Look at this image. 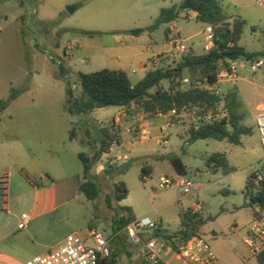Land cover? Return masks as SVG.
I'll return each instance as SVG.
<instances>
[{
    "label": "rangeland",
    "instance_id": "1",
    "mask_svg": "<svg viewBox=\"0 0 264 264\" xmlns=\"http://www.w3.org/2000/svg\"><path fill=\"white\" fill-rule=\"evenodd\" d=\"M179 1L0 0V101L9 100L13 93L16 94L8 108L0 112V264L25 263L53 251L71 234L86 237L90 228L113 237L110 246L111 249L115 247L119 255L118 264L127 263L135 255L143 242L134 243L126 231H123L122 239H117L113 229L120 213L114 190L115 183L121 182L122 177L112 168L118 164L112 162V158H100L94 165L91 175L98 184L100 195L93 202L79 187L85 179L83 164L78 157L66 156L70 163L65 172L55 170L49 162L63 149L62 140L68 142L66 138L70 129L80 142L72 146L68 142L66 148L73 147L92 159L100 148L99 129L110 126V123H98L109 119L114 109L110 107L100 108L83 123L78 120L85 101L79 72L106 69L114 58L113 54L98 53L97 48L115 46L118 39L126 42L132 37L131 31L155 26L162 8L172 7ZM219 1L230 21L235 18L246 21L241 45L251 53L263 52L264 9L257 0ZM70 7H76V10L70 13ZM176 25L189 49L202 53L203 50H195L190 45L194 41H204L202 33L206 27L182 18ZM166 27L167 24H161L135 36L139 38L135 41L138 49H145L149 44H162ZM190 36L193 38L186 41ZM69 55H74L73 61H69ZM165 64H169L167 59L161 60L159 65ZM235 65L239 79L223 83L219 89L227 97V103H235L236 115L241 117L240 125L252 132L242 137L240 145L208 139L186 146L180 155L194 184L203 186L183 197L185 205L181 211H187L193 203L202 206L204 212L200 215V225L210 243L208 237L216 241L215 252L225 255L227 248L233 250L235 258L225 256L226 264H258L257 259L251 258L244 241L256 218V211L241 205L245 204L243 191L249 175L264 164L256 124L264 104V68L255 70L252 61L245 59L236 61ZM137 78L134 76L133 81ZM69 90L72 92L70 105ZM225 107L230 115L232 107ZM132 111L138 113L137 109ZM32 119L49 121V124L44 125L42 132L30 134ZM178 119L184 120L189 134L193 116L184 113ZM15 129L26 133L20 139L10 137ZM170 132L175 140L176 129L172 128ZM177 141L180 144L181 141ZM216 153L226 156L230 167L235 169L232 173L226 175L222 169H208L207 161ZM144 163L152 166L153 173L142 179L141 164ZM208 170L211 172L207 173ZM172 173L170 163L147 159L126 174L131 193L129 202L137 206V215L160 220L169 234L178 228L175 201L179 196L177 189H160L159 183L161 175L173 178ZM36 189H57L63 198L57 200L55 211L50 212L48 227L34 230L36 238L32 239L29 233L34 224L20 229L19 223L34 214ZM147 237L142 236L144 242ZM120 241L124 248L118 245ZM240 255L251 260L243 261Z\"/></svg>",
    "mask_w": 264,
    "mask_h": 264
},
{
    "label": "trees",
    "instance_id": "2",
    "mask_svg": "<svg viewBox=\"0 0 264 264\" xmlns=\"http://www.w3.org/2000/svg\"><path fill=\"white\" fill-rule=\"evenodd\" d=\"M194 11L198 14L197 22L205 27L212 26L214 42L210 50L205 53H197L189 50L176 65L165 64L158 68L150 69L146 76L134 83L127 72L123 70L102 69L95 72H79L82 94L85 98L81 112L92 111L97 108L124 107L137 109L152 117L167 115L175 110L177 116L187 113L193 116V123L189 128L188 143L193 144L199 140L213 139L227 141L234 145H240L244 135L252 131L240 125L241 117L236 115L235 103H226L230 115L227 118L207 123L205 119L212 111L217 109L222 99L207 90L199 83H217L219 71L241 59L254 60L264 56V51L259 53L248 52L241 41L246 27V21L235 18L233 21L226 16L219 0H180L178 4L164 8L156 25L149 29H136L132 35H142L147 30L156 29L161 24L171 23L177 20L183 12ZM239 17V16H238ZM68 105L72 103V92L69 90ZM16 98V94L9 100L0 101V112L8 108L10 102ZM71 108V107H70ZM74 131H72L73 139ZM100 148L92 159L86 153H80L79 159L83 164V176L85 181L80 186L89 201H96L100 195L99 187L91 175V171L97 161L109 154L112 147L119 143V133L115 125L99 129ZM180 176H187V166L180 156L171 155L166 158ZM134 162L113 166L114 173L118 176L125 175L132 168ZM207 166L213 169H222L224 174H230L235 169L230 167L224 154L212 155ZM152 166L142 164V179L152 174ZM263 180L255 183L256 175L251 173L247 179L243 195L244 207L257 210L264 209V164L262 166ZM129 189L125 182L115 183L114 198L121 202L129 195ZM119 217L114 221L115 234L125 231V228L137 217L129 207H119ZM257 214V212H256ZM182 226L185 229L166 235L164 241L173 249H177L179 241L188 240L193 226L199 222V216L182 215ZM119 239H122L121 237ZM113 259L105 264H117L119 255L112 248ZM147 262V261H146ZM258 264H264V251L257 257Z\"/></svg>",
    "mask_w": 264,
    "mask_h": 264
},
{
    "label": "crops",
    "instance_id": "3",
    "mask_svg": "<svg viewBox=\"0 0 264 264\" xmlns=\"http://www.w3.org/2000/svg\"><path fill=\"white\" fill-rule=\"evenodd\" d=\"M163 9L164 8H162V10ZM197 16L198 14L196 12L188 11V12H183L179 18L184 19V21L186 22H192V21L197 22ZM187 18H189V21ZM177 20L171 23H167V27L165 29V41H163L162 44H157V43L149 44L145 49L139 50L138 45L135 42L139 38H136L135 37L136 35H132V37L128 38L126 42H123L121 39H118L115 43V46L98 47L97 48L98 53H106L107 56H109L110 54L114 55V58L109 61L111 63V66L106 69L123 70L127 72V74L129 75L132 81H133L134 76L138 77L136 81H133L134 83L141 81L146 76L147 72L151 69L148 63L150 59L152 58V56L165 53L171 49L172 47L170 43L171 30L174 28L181 35V32L177 28V25H176ZM191 38H193V36L188 37L186 41ZM206 44L207 42L204 37V41H194L192 42L190 46L193 47V49L195 50L200 48L201 50H203L202 53H205L206 51H208V49L206 48ZM68 57H69V61H73L74 55L68 56ZM223 83H227V82H223ZM223 83H219L217 87L219 88V85ZM225 102L227 103L226 96H225ZM263 106L264 104L261 105V107ZM110 108H114V109L111 110L110 112L111 114L110 116H108L109 119L106 122H102L100 120L98 121V123L100 124L110 123V125H115L119 133V143L114 145L110 153L104 154L100 160H103L105 158H109L108 160H110V158H112L113 159L112 162H116L118 165H124L127 162L132 161L134 162L132 167L137 166L139 163H142L143 161H146L147 159H154L156 161L169 163V161L166 159L168 156L177 155L181 157L180 154L184 153L186 146L190 144L188 143L189 134L186 133L187 129L185 127L184 120L178 119L179 116L177 115L173 116L170 114H167V115L159 114V115L152 117L143 112L134 114L132 109H127L124 107H110ZM99 109L100 108H97L92 111L82 112L81 114H78V118H79L78 120L83 123L84 120L85 119L88 120L92 114L94 113L96 114ZM133 121H137L138 126H140V129H142L144 133V137L142 139H136L133 135L127 132V129L131 126ZM48 124H49V121L42 122L41 119L39 120L32 119L30 121V134H35V131L42 132L44 129V125H48ZM172 128L176 129V132H174L176 136L175 137L176 141L172 140V138H174L172 133L170 132V129ZM72 131L74 130L72 129L69 130L68 137L66 138L67 141L71 144V146L72 144L78 141L80 142V139L76 136L75 132L73 134L74 138L71 139ZM24 133H19V131L15 129L14 132L10 135V137L20 139L23 135H25ZM64 137L65 136H63L62 139ZM177 139L180 140L182 144L181 142L179 144ZM68 142L62 140V143L64 145L63 149L60 150L57 156H53L52 161L49 162L50 164L52 163L53 168L55 170L60 171V172H65L67 168V164L70 163V162H67L68 157L66 156H70L71 159L73 157L79 158V154L82 153V152H79V150L73 149V147H70V149L66 148L68 147L67 145ZM61 155H63V157H61ZM15 158L17 159V156H15ZM181 159L185 164V161L183 160L182 157ZM172 168H173V173H172L173 178L180 176L177 174L173 166ZM208 169L211 170L213 168L211 166V167H208ZM210 170H208L207 173H210L211 172ZM215 170H218V169H215ZM213 172H216V171H213ZM187 173H188L187 176L190 177L188 166H187ZM197 175H199V173ZM162 176L164 175H161L160 177ZM119 177H122L121 182L127 183L126 174L120 175ZM51 178L55 181V177L53 175L51 176ZM196 185L199 187L198 189L202 188L203 186V184H196ZM79 187H80V184H79ZM130 194L131 193H129L126 199H124L121 202H118V206L131 208L133 210L134 215L137 218H139V216L137 215L138 213L137 206L133 202H129ZM36 195H37L36 196L37 202L33 206L34 214L32 216H28L23 219V221L25 219H26L25 221H27L26 227H29L32 223L34 224V226L32 225L33 226L32 231H30L29 233L32 239L36 238V234H35L36 232L34 233V230L40 229V227L42 228L48 227L47 225L50 224V212L53 210L55 211L54 205L56 204L57 200L63 198V197L60 198V195L57 189L56 190L48 189L47 191L45 189H36ZM183 200L184 198L179 196V199L175 201V204L178 207V221L179 222H178V228L174 232H172V234H175L181 231L182 229H185L182 226V217H183L182 215L190 214L192 216L193 215L199 216V219H198L199 222L195 226L192 227L193 230H191L190 233L192 235L193 234L206 235V232L203 231L202 229V226H201L202 220L200 218V215L201 213L204 212V209L198 203H193L190 207H188L187 211L183 210L182 212L181 209H183L185 205ZM241 207L243 208L244 204L241 205ZM255 211L257 212V210ZM23 221H21V223ZM158 221H159V226L156 232L157 237L159 239H164L166 235H171L166 232L165 228L163 227V223H161L160 220ZM90 229H88V231ZM123 236H124L123 232L115 234V238L117 239H119L120 237L122 238ZM208 238L211 240L212 248L215 251L214 242L216 241L212 237H208ZM245 238L246 236H244V240ZM110 239H113V237H111ZM64 240L60 241L59 243L62 244ZM118 245H121L122 248H124L123 242L120 241ZM224 254L225 255H223V253H220V255L217 254L221 264H226L224 262L225 256H230L231 258H235L233 255L232 249L228 250L227 248ZM160 256L162 260L166 262L167 264H185L184 261L180 258V256L170 248L162 251ZM237 256L239 257V254H237ZM240 257L243 261L249 262L251 260V259H247V257L243 255H240ZM251 258H255V257L251 256ZM118 263H119V259H118L117 264ZM125 264H147L146 258H145V242H143L140 245V247L136 249L135 255L132 258H130L128 262ZM230 264H233V263H230Z\"/></svg>",
    "mask_w": 264,
    "mask_h": 264
},
{
    "label": "built area",
    "instance_id": "4",
    "mask_svg": "<svg viewBox=\"0 0 264 264\" xmlns=\"http://www.w3.org/2000/svg\"><path fill=\"white\" fill-rule=\"evenodd\" d=\"M257 3L264 9V0H257ZM203 35L207 42L206 48L210 50L214 42L213 27L207 26ZM170 43L172 47L169 51L152 56L148 63L151 69L160 67L159 64L163 59H167L171 65H176V62L190 50L180 33L174 28L170 32ZM251 61L255 70L264 68L263 57ZM235 63L232 62L230 66L220 69L216 84L211 85L206 81L199 83L203 89L222 99L220 106L212 111L205 119L207 123H213L229 116V112L225 107V95H223L217 85L223 82H235L239 79L238 68ZM169 114L175 116L176 111L173 110ZM256 124L260 135L261 149L264 152V106L257 115ZM127 132L136 139H142L144 137V133L140 129V126H138L137 121H133L127 129ZM254 174L256 175L254 179L256 184L263 180L262 168L255 171ZM159 188H175L180 197H185L194 193L199 187L188 176H178L176 178L162 176L160 177ZM25 220L19 225L20 229L26 228L27 221ZM158 226V220H154L146 215L137 218L125 228L128 237L134 243H142L144 242L142 236H148L145 241V258L147 264H167L162 260L160 254L168 248L177 253L185 264H221L210 241L205 235L193 234L188 240L179 242L175 250L164 239L157 237L156 232ZM244 241L252 257L257 258L264 251V209H257L256 218L251 223ZM110 243L111 239L103 231L92 228L88 231L86 237L79 234H71L53 251L35 256L22 264H105L112 257Z\"/></svg>",
    "mask_w": 264,
    "mask_h": 264
},
{
    "label": "water",
    "instance_id": "5",
    "mask_svg": "<svg viewBox=\"0 0 264 264\" xmlns=\"http://www.w3.org/2000/svg\"><path fill=\"white\" fill-rule=\"evenodd\" d=\"M75 10H76V7H70V8H69V12H70V13H73Z\"/></svg>",
    "mask_w": 264,
    "mask_h": 264
}]
</instances>
